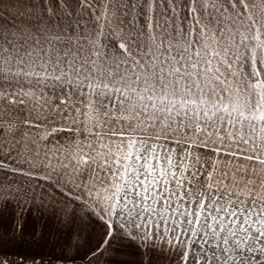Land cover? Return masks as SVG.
Segmentation results:
<instances>
[{"label": "snow or ice", "instance_id": "6c2138e0", "mask_svg": "<svg viewBox=\"0 0 264 264\" xmlns=\"http://www.w3.org/2000/svg\"><path fill=\"white\" fill-rule=\"evenodd\" d=\"M0 264H264V0H0Z\"/></svg>", "mask_w": 264, "mask_h": 264}]
</instances>
